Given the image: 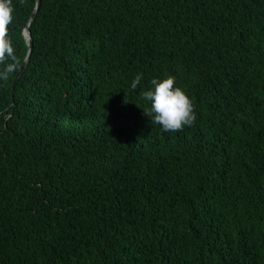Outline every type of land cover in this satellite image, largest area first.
I'll use <instances>...</instances> for the list:
<instances>
[{
    "label": "trees",
    "instance_id": "16d2710c",
    "mask_svg": "<svg viewBox=\"0 0 264 264\" xmlns=\"http://www.w3.org/2000/svg\"><path fill=\"white\" fill-rule=\"evenodd\" d=\"M37 1L0 81V264H264V0H42L13 88ZM169 75L179 132L145 113Z\"/></svg>",
    "mask_w": 264,
    "mask_h": 264
},
{
    "label": "clouds",
    "instance_id": "9594fccd",
    "mask_svg": "<svg viewBox=\"0 0 264 264\" xmlns=\"http://www.w3.org/2000/svg\"><path fill=\"white\" fill-rule=\"evenodd\" d=\"M15 5L13 0H0V81L7 82L11 74L18 68L19 60L12 38L8 35V26L14 20ZM143 74H137L132 82L136 88ZM149 102V110L145 112L151 122L159 124L165 132H179L184 127H191L197 114L194 104L187 92L176 84L172 75L166 78H153L151 88L144 92Z\"/></svg>",
    "mask_w": 264,
    "mask_h": 264
},
{
    "label": "water",
    "instance_id": "95a60500",
    "mask_svg": "<svg viewBox=\"0 0 264 264\" xmlns=\"http://www.w3.org/2000/svg\"><path fill=\"white\" fill-rule=\"evenodd\" d=\"M41 4H42V0H38V1H37L36 9H35V11L32 13V15H31V17H30V19H29V22H28V24L26 25V28H25V31H24V32H25L26 39L28 40V43H29V45H30V49H29V53H28V56H27L25 62L23 63V65L21 66V68H20L18 74L16 75V78H15L14 83H13V88L16 86V83H17L18 79L20 78L21 74L23 73L24 69L26 68V66H27V64H28V61H29V59H30V56H31V54H32L33 46H34V40H33L32 32H31V29H30V22H31L32 19L35 18L36 13L38 12V10H39L40 7H41ZM26 31H27V33H26Z\"/></svg>",
    "mask_w": 264,
    "mask_h": 264
},
{
    "label": "bare ground",
    "instance_id": "6f19581e",
    "mask_svg": "<svg viewBox=\"0 0 264 264\" xmlns=\"http://www.w3.org/2000/svg\"><path fill=\"white\" fill-rule=\"evenodd\" d=\"M26 33H27V31H26Z\"/></svg>",
    "mask_w": 264,
    "mask_h": 264
}]
</instances>
